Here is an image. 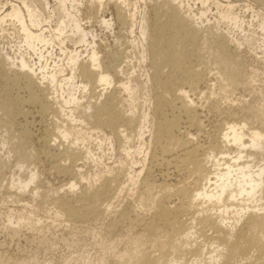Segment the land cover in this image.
<instances>
[{
    "label": "bare ground",
    "instance_id": "6f19581e",
    "mask_svg": "<svg viewBox=\"0 0 264 264\" xmlns=\"http://www.w3.org/2000/svg\"><path fill=\"white\" fill-rule=\"evenodd\" d=\"M83 1L17 0L0 3V31L4 34L7 29L4 24L8 23L13 27L12 36L17 39L16 56L0 48V79L5 83L1 106L11 119L18 114L27 115V111L21 109L25 102H40L39 110L46 112L56 104L55 108L70 113L67 117L70 124L47 128L40 140L46 149V157L55 162L52 169L70 176L65 184L69 186L67 194L59 197V205L68 218L80 221L100 217L106 207H111L118 188L113 186L116 176L109 175L96 189L85 188L77 192L81 178L76 175H81V168L76 163L84 156L80 144L86 139L74 137L75 140L69 141L70 134L73 130L77 134L85 133L83 125L89 121L94 127L109 129L111 136L123 146L132 140L131 130L137 124L141 128L142 122L143 126L150 123L149 114L142 116V122L140 119L136 122L134 108L139 82L127 70L131 61L129 53L124 56L125 60L121 57L106 59L105 52L96 42V34L87 29L90 22L86 21L93 17L84 20ZM199 1L205 4L208 0ZM87 3L91 11L96 9V16L99 13L104 15L113 4L116 20L100 15L99 24L113 28L119 23L121 29L126 26L130 35L134 33L138 13L136 2L133 4L135 12L129 8L132 4L127 0H92ZM225 9L219 12V17L238 26L242 18L234 11L235 5L228 2ZM191 11L185 0H155L151 13L144 9L139 18L140 41L146 49L152 70V79L149 78L153 81L150 100L154 107V124L149 132L154 149L159 153L150 164L155 167L157 164L172 166L177 163L197 177L205 178L210 185L191 190L183 187L181 181L172 183L171 187L180 198L159 203L158 210L144 221L141 232L136 211L132 207L122 208L120 224L132 226V230L138 228L134 243L146 240L150 245L138 248L117 264H264V161H258L257 153L252 151L260 148L259 141L264 139V109L251 112L252 107L246 105L247 111L239 115L238 112L245 107L243 95L234 99L230 97L223 106L213 89L215 81L210 82L213 79L211 69L206 65L190 67L189 57L206 54L210 65H215L216 78L225 82L221 85L222 93L243 85L242 82L249 83V78L252 81L238 58L241 43L226 33L209 31L210 28L203 24L205 12L201 11L197 16ZM260 26L264 31V21ZM130 42L134 44L135 40ZM68 43L81 46L84 51L69 49L68 46L72 45ZM54 45L59 50L61 63L53 59L50 65L48 61L53 54L49 48ZM35 56L37 62L32 61ZM12 68H17L13 75L9 72ZM20 84L28 91L27 98L19 96ZM120 92L127 96L121 97ZM201 99L212 109L227 115L213 130L217 137L214 149L213 145L196 141L204 126ZM10 104L11 108L7 110ZM14 105H17L16 110ZM74 107L83 110L82 117L74 115ZM248 112L258 120V127L247 126ZM25 128L17 139L19 155H28L24 152V139L29 134ZM55 128L62 139L58 135L50 138L55 135ZM231 145L237 148L234 155L222 148ZM86 149L87 153L90 152ZM67 161L71 163L69 166ZM75 168L78 174L74 175L71 170ZM211 173H215L213 183L209 178ZM37 178L38 173L31 172L25 179L19 178L11 185L18 191L26 190ZM196 200L200 201L201 207L194 224L191 218L184 216ZM166 232L169 235L162 240L160 236ZM192 235L197 237L193 239L194 243H190ZM9 262L21 264L20 260L12 262L1 252L0 264Z\"/></svg>",
    "mask_w": 264,
    "mask_h": 264
},
{
    "label": "rangeland",
    "instance_id": "374dc122",
    "mask_svg": "<svg viewBox=\"0 0 264 264\" xmlns=\"http://www.w3.org/2000/svg\"><path fill=\"white\" fill-rule=\"evenodd\" d=\"M14 1L17 0H0V3L5 4V2ZM127 1L132 4L129 7L132 12H135L133 4L136 2V6L138 5L136 7L138 10L137 24L134 27V33L131 35L126 31V26L121 29L119 23H115L113 28H105L99 24L97 19L103 14L99 13L96 16V9L93 11L88 9L89 4L87 2L91 3L92 0H84L82 5L84 20H87L89 16L93 17L86 21L90 22L86 26L93 34H96V42H99L101 51L105 52L106 59L121 57L120 59L125 60L124 56L129 53L131 63L129 62L127 70L139 82V88L136 91L138 99L134 108L136 120L140 119L142 122L144 114H149L150 120V123L144 126L142 122L141 128L138 127V124L134 125L135 127L131 130L132 140L123 146L119 145L118 141L111 136L109 129H105L104 126L94 127L89 121H85L86 124L84 122L82 131L85 133L77 134L73 130V133L70 134L69 141L75 140L74 137L79 140L86 139L83 144L80 141L84 156L76 163L81 168L82 177L79 176L77 168L71 170L74 175L75 173L78 174L76 178H81V183L77 185V192L85 188L88 190L96 189L107 176H116L113 182V186L118 188L115 187L117 189L116 196L114 195L115 198L112 199L111 207H106L105 212L100 217L80 221L70 219L65 215L59 205V197L67 194L69 186L65 184L70 180V176H64L52 169L55 162L53 163L51 159L46 157V149L40 140V136H43V131L47 128H53L56 125H68L67 117L70 113L55 108L56 104L46 112L40 111V102H25L21 105V109L27 111V115L18 114L11 119L10 116H6L5 109L1 106L4 101L2 88L5 83L0 79V253L4 252L6 256L11 258L12 262L20 260L21 264H117V261L129 258L138 248H146L150 245L146 240L135 244L134 238L137 237L139 231L141 232L140 229H143L144 221L151 218L158 210L159 203L173 202L180 198L177 191L171 187L172 183L181 181L183 187L191 190L202 189L205 185H210L205 178L197 177V174L190 173L187 168L185 169L177 163V166L165 164L159 166L157 164L155 167L150 164L154 159L153 157H157L159 153L157 149H154L149 132L154 124V107L152 100H150L153 94V81L151 80L150 63L146 58V49L143 48L140 41L139 18L144 9L151 13L150 10L155 4V0ZM185 1L190 5L193 14L196 13L198 16L201 11L205 12L203 24L210 28L209 31L226 33L241 43L237 52L238 58L241 60L245 72L252 77V81L249 78L250 82H246L248 85L242 82L243 85L241 86L243 87L229 88L226 93H222L221 85L225 82L216 78L215 65H210L206 54L189 57L190 67L197 68V66L206 65L211 69L213 79L210 82L215 81L216 84L213 89L218 95L217 97L221 98L220 101L223 106L228 103L227 99L230 97L234 99L243 95L245 107H243V111L237 110L241 111L238 112L239 115H243L247 111L246 105L252 107L251 112L264 109V31L261 30L260 26L264 21V0H208L205 4L199 0ZM228 2L235 5L234 11L242 18L238 26L219 17V12L222 13L226 10L225 4ZM109 6V10H106L103 16L115 21L116 8L113 4ZM4 25H6L4 29H7L4 34L0 31V48H3V52L16 56L15 44H17V39L12 36L13 27L9 26L8 23ZM129 40H135L134 44L129 43ZM68 47L72 50L76 48L78 51L80 49L84 51L81 46L74 47L72 45V47ZM49 50H52L50 52L53 55L51 56L52 59H48L51 61L48 63L51 65L56 59V62L60 64L58 48L55 46ZM143 55L145 58H142ZM34 59L32 61L37 62V56ZM16 71L17 68H12L9 72L13 75ZM165 74L164 72L163 77ZM21 84L19 96L27 98L28 91ZM120 96L125 98L127 95L120 92ZM199 103L203 106L200 112L204 126L200 134H197L196 141L199 144L213 145L212 148L214 149L217 137L213 134V130L227 115L212 109L204 99H201ZM11 105L9 108L7 107V110H10ZM16 106L14 105L13 109L16 110ZM125 106L127 107V105ZM73 110H75L74 115L77 118L82 117L83 110L80 107H74ZM249 112L247 114L249 117L247 126L258 127V120ZM76 126L81 127L78 123ZM25 127L28 128L29 134L24 139V147L26 148L24 152L28 155H19L20 149L17 139ZM54 133V136L50 135L51 139H54L56 135L59 136L56 128ZM59 139L62 138L59 136ZM56 140L58 143L59 140ZM247 143L250 144V142ZM59 147L62 148L63 146ZM259 147L257 150L252 149V151L257 153L258 161H264V139L259 141ZM86 148L90 152L87 153ZM222 148L225 152H231V155H234L237 150L234 145ZM66 163L67 165L71 164L70 161ZM31 172L38 173V178L30 183L26 190L18 191L12 187V182L15 184L19 178L25 179ZM214 175L215 173H211L209 176L212 178V183L216 180ZM9 188L11 190L7 191ZM168 197H172V199ZM198 203L200 201L196 200L195 205L190 206L187 215L184 216V218H191L194 224L197 223L199 207H201V204ZM124 207H132L136 211L139 231L138 228L132 230V226L120 224L121 209ZM168 235V232L163 233V237L160 236V238L165 240L164 238ZM193 239H197L196 235H192L190 243L195 242Z\"/></svg>",
    "mask_w": 264,
    "mask_h": 264
}]
</instances>
